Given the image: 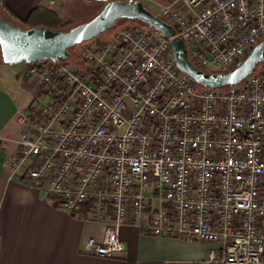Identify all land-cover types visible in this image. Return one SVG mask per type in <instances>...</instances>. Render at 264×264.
I'll return each mask as SVG.
<instances>
[{
    "label": "built area",
    "instance_id": "obj_1",
    "mask_svg": "<svg viewBox=\"0 0 264 264\" xmlns=\"http://www.w3.org/2000/svg\"><path fill=\"white\" fill-rule=\"evenodd\" d=\"M160 16L209 72L233 70L264 41V0H167ZM99 37L80 64H29L43 97L19 117L11 173L71 214L95 202L103 239L85 253L123 252L121 227L133 225L217 245L193 264H263L264 64L239 84L204 87L176 65L172 37L132 26Z\"/></svg>",
    "mask_w": 264,
    "mask_h": 264
},
{
    "label": "crops",
    "instance_id": "obj_2",
    "mask_svg": "<svg viewBox=\"0 0 264 264\" xmlns=\"http://www.w3.org/2000/svg\"><path fill=\"white\" fill-rule=\"evenodd\" d=\"M143 1L153 11L167 0ZM105 5L95 0H0L2 14L11 21L23 22L43 6L65 26L91 20ZM2 60L0 44V264H193L208 257L216 244L154 236L133 225L121 227L126 249L116 256L83 252L89 238L103 239L104 222L59 208L47 187L33 186L10 171L8 162L18 150L23 128L19 117L39 103L43 85L40 75H28L29 64L19 70L4 66Z\"/></svg>",
    "mask_w": 264,
    "mask_h": 264
},
{
    "label": "water",
    "instance_id": "obj_3",
    "mask_svg": "<svg viewBox=\"0 0 264 264\" xmlns=\"http://www.w3.org/2000/svg\"><path fill=\"white\" fill-rule=\"evenodd\" d=\"M121 20L139 21L167 37H172L170 42L176 65L204 87L222 88L239 84L251 76L259 65L264 64L262 41L255 46L247 59L233 70L209 72L200 68L190 59L185 41L175 36V27L149 9L143 0L110 1L94 18L70 30H56L47 26L25 28L0 12L3 62L17 65L47 60L55 63L70 60L71 49L105 34Z\"/></svg>",
    "mask_w": 264,
    "mask_h": 264
},
{
    "label": "trees",
    "instance_id": "obj_4",
    "mask_svg": "<svg viewBox=\"0 0 264 264\" xmlns=\"http://www.w3.org/2000/svg\"><path fill=\"white\" fill-rule=\"evenodd\" d=\"M0 12L2 14L1 9ZM23 24L25 25L24 26L25 28H30L34 26H47L52 29L57 28L56 30H58L60 27H65V23L61 21L59 16L53 10L43 6H38L34 10H32V12L27 16V18L23 20ZM61 30H65V29H61ZM72 50L73 49H71V52H73ZM45 62H48V60ZM94 205L95 202L91 201L90 203L82 207L79 214H75V215L76 216L83 215L87 217L92 211Z\"/></svg>",
    "mask_w": 264,
    "mask_h": 264
},
{
    "label": "rangeland",
    "instance_id": "obj_5",
    "mask_svg": "<svg viewBox=\"0 0 264 264\" xmlns=\"http://www.w3.org/2000/svg\"><path fill=\"white\" fill-rule=\"evenodd\" d=\"M156 14H161V8H158V9H154L153 10ZM10 19V18H9ZM13 22L17 23L18 25L24 27L25 25L23 24V22L21 20H14ZM82 24V23H81ZM79 25L78 22H73L72 24L70 25H66L65 27H60L58 30H61V29H65V30H70L71 28L75 27ZM126 26H132V27H144L146 29H151L148 25L146 24H143L139 21H133V20H121L119 22H117L116 26L113 27L112 29L108 30L105 34L101 35L99 37V39L103 40V41H107V40H110L113 38V36L120 32L124 27ZM53 29H57V28H53ZM92 40L90 41H86V42H83L82 44L80 45H77L76 47L73 48V52H72V58L70 60H68L69 62L71 63H75V64H80V62L78 61V59L80 58V49L83 45H86L88 43H90ZM5 64L4 66H9L8 68H19V70L24 67L26 65V63H20V64H17V65H9V64H6V63H3ZM11 66V67H10ZM13 66V67H12ZM15 66V67H14ZM261 65H259V67L256 69H260Z\"/></svg>",
    "mask_w": 264,
    "mask_h": 264
}]
</instances>
